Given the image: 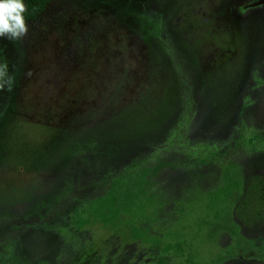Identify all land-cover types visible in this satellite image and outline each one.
<instances>
[{
	"label": "rangeland",
	"instance_id": "rangeland-1",
	"mask_svg": "<svg viewBox=\"0 0 264 264\" xmlns=\"http://www.w3.org/2000/svg\"><path fill=\"white\" fill-rule=\"evenodd\" d=\"M256 1L52 0L0 38V264H264Z\"/></svg>",
	"mask_w": 264,
	"mask_h": 264
},
{
	"label": "clouds",
	"instance_id": "clouds-1",
	"mask_svg": "<svg viewBox=\"0 0 264 264\" xmlns=\"http://www.w3.org/2000/svg\"><path fill=\"white\" fill-rule=\"evenodd\" d=\"M27 5L24 0H0V38L10 41L22 40L29 32V24L24 13ZM14 77L9 75L7 63L0 64V90L7 86L11 91Z\"/></svg>",
	"mask_w": 264,
	"mask_h": 264
},
{
	"label": "trees",
	"instance_id": "trees-1",
	"mask_svg": "<svg viewBox=\"0 0 264 264\" xmlns=\"http://www.w3.org/2000/svg\"><path fill=\"white\" fill-rule=\"evenodd\" d=\"M25 4L27 5V11L24 13L25 15V18L26 20L28 21V23H34V22H37L41 17L42 15L47 11L48 7L50 6V4L52 3V0H24ZM247 9V8H246ZM154 133H157L156 130H151L150 132H146L145 134H141V136H148V135H153ZM144 142V141H143ZM127 147V146H126ZM141 148H138V149H133L132 152L130 154L126 153L127 151V148L126 150H122V155H119L120 158H122V162L124 163L126 161L127 163V160L134 157L140 150ZM133 155V156H132ZM118 159V158H116ZM197 158L193 155L192 157H188L187 158H184L183 156L181 157L180 155H175V161L173 162H168L170 163L172 166V169H173V172L175 175L176 172L178 173H182L184 175V168H185V165H186V162H187V167H189L190 165H194L196 166L197 164ZM113 162L116 161L115 159L112 160ZM110 164V163H108ZM161 167L163 166V164L160 165ZM126 167L127 169L129 170L127 172V174H129L130 172L132 171H135V170H138L139 168L137 167H133L132 169H130L127 164H126ZM170 167V165L168 166ZM156 168V167H155ZM99 174H98V177H106V174L103 172V171H98ZM151 176H150V179L152 182H154V185L157 184L156 182V177L158 176L159 174V171L156 170H151ZM115 176H111L109 177V179L111 178L110 180V183L113 182L115 179H113ZM176 179L178 176H174ZM178 180V179H177ZM109 183V184H110ZM156 183V184H155ZM108 184V186H109ZM111 185V184H110ZM158 185V184H157ZM107 186V187H108ZM99 188V187H98ZM105 188V187H104ZM155 189L154 187L151 186V182H150V187H149V192L151 190ZM101 189H95V188H92L91 189V192H89L88 194H92L93 196H96V198H99L100 197V193H101ZM107 192H105L106 194ZM99 200V199H98ZM96 200L94 201H90L91 203H94ZM84 203V202H82ZM87 203H89V201H86V205L82 207V210L87 207ZM261 257H264V256H261Z\"/></svg>",
	"mask_w": 264,
	"mask_h": 264
},
{
	"label": "water",
	"instance_id": "water-1",
	"mask_svg": "<svg viewBox=\"0 0 264 264\" xmlns=\"http://www.w3.org/2000/svg\"><path fill=\"white\" fill-rule=\"evenodd\" d=\"M264 6V0H258L255 3H253L252 8H258Z\"/></svg>",
	"mask_w": 264,
	"mask_h": 264
}]
</instances>
